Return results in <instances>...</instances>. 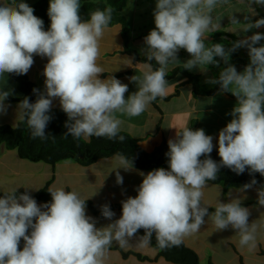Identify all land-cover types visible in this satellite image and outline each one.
Instances as JSON below:
<instances>
[{
  "label": "clouds",
  "instance_id": "1",
  "mask_svg": "<svg viewBox=\"0 0 264 264\" xmlns=\"http://www.w3.org/2000/svg\"><path fill=\"white\" fill-rule=\"evenodd\" d=\"M246 3L253 10L264 8V0ZM81 6V0H49L50 26L45 30L44 21L25 0H0V77L26 75L35 56L47 58L44 90H32L35 102L25 96L17 104L19 118L26 122L31 137L48 138L53 101L58 99L67 116L65 137L94 136L123 143L120 117L139 116L150 103L166 96L170 64L182 63L185 70L201 72L212 66L219 73L205 83L219 85L218 94L231 93L237 101L228 113L232 119L218 133L220 160L211 158L213 136L204 129L176 131L167 142L168 167L139 173L142 182L135 189L137 195L121 201L119 218L113 219L109 204L101 205V216L109 221L101 227L87 214L86 200L74 190L49 188L51 201L38 204L29 188L23 193L12 189L0 195V264H104L114 243L122 249L133 241L147 247L154 236L161 250L178 247L208 220L215 232L231 229L240 248L254 250L264 219L250 222L251 209L243 206V199L231 195L227 202L218 199L211 212L202 201L208 181L217 180L220 169L228 168L237 175L247 171L253 177L239 191L255 190L253 207L264 208V185L256 187L255 179L256 173L264 177V32L258 31L264 28V17L233 13L228 20L240 26L239 38L227 46L206 44V33L219 28L223 19L213 13L231 6V0H156L155 27L144 37L141 49L149 70L129 78L137 90L126 97L127 84L113 74L101 78V41L114 9L97 8L82 19ZM241 48L247 50L249 63L238 71L230 60ZM181 50L190 57L183 62L178 55ZM119 59L121 65L133 67V57ZM152 61L159 67L152 69ZM12 95L13 89L0 88V114L6 113L9 105L5 102ZM115 158L119 163L113 170L116 184L123 185L119 169L133 170V158L123 153ZM141 230L143 235L138 236Z\"/></svg>",
  "mask_w": 264,
  "mask_h": 264
},
{
  "label": "crops",
  "instance_id": "2",
  "mask_svg": "<svg viewBox=\"0 0 264 264\" xmlns=\"http://www.w3.org/2000/svg\"><path fill=\"white\" fill-rule=\"evenodd\" d=\"M128 5L129 0L127 7ZM141 9L142 12H144V9ZM233 13L251 17H255V14L259 13L260 17H264V8L256 7L254 10L250 9L247 7L246 0H231V6L218 8L213 15L222 16L223 19L219 28L206 33V44L220 42L222 40L221 35L227 41H234L239 38L242 34L240 32V26L231 25L228 20V17ZM123 15L125 16V13H123ZM144 15H146V13H144ZM125 17L128 22H130L131 15ZM152 29L154 28H152L150 24L144 23L139 28L140 33L134 31L133 34L132 32L131 44L140 56H143L141 55V49L145 46L144 37ZM258 31L264 32V28ZM123 33L124 29L121 24L109 27V30L105 33L101 41V58L99 63L104 69V74L101 78H106V76L113 74L122 83L128 85L129 91L125 94L127 97L137 90L136 84L131 82L129 78L133 75H140L142 72L148 71L149 67L147 63L136 62L134 59L133 67L121 65L119 58L131 57L125 51ZM216 34L219 35L216 36ZM248 34L251 35V33ZM229 36H234V39L229 38ZM213 37L216 38V41ZM224 44L226 46L229 45L226 43ZM117 46L122 47L123 51H120ZM178 55L181 62L190 58L185 50H181ZM46 63L47 58L35 56L34 64L26 74L28 79L41 91L44 90L45 77L42 73ZM230 63L235 65L238 71H242L244 66L249 63L247 50L241 48L235 51L231 56ZM223 66L221 62V67ZM118 68L119 70L116 71ZM177 68H183L182 63L170 64L167 73ZM189 72L200 76L203 85H211L205 83V81L210 77L217 76L219 68L209 66L207 72H201L198 69H193ZM0 88L13 89L14 95L10 96L12 98L21 97L19 91L11 82L9 74L0 77ZM192 92L193 88L187 85V79L184 76L180 75L174 80L168 81V88L164 98H157L156 101L150 103L146 110L139 116L131 118L126 116L120 117L122 119L121 131L128 132L133 137L141 140V147L147 152H152L163 141L174 138L176 131H180L184 127H190L192 130L202 128L205 130L206 134L213 136L215 148L219 130L225 127L232 119L228 113L231 112L237 101L224 94L194 98ZM173 96L175 97L172 98ZM167 98L171 99L167 101ZM176 101L180 102L182 106L181 110L175 109L174 105L177 103ZM5 103L9 106L5 114H0V125L16 126L18 123L22 122L19 118V110L17 109V104L19 102L6 101ZM219 106H221V109ZM52 108L61 109L58 99L53 101ZM117 167H119V163L115 157L100 160L87 167L69 161L59 162L55 165H49L44 162H32L21 159L16 150H8L4 146H0V194L10 192L15 188H18V193H23L25 188H29L31 195H35L47 186L53 189L64 188L66 191L74 190L79 193L81 190L77 186H84L88 183V186L96 188V195H92V198L96 199L95 204L94 200L90 197H82L83 195H81V197L86 201H91L94 205L98 206V208H96L100 210V206L103 204L107 203L111 207L116 204H121V201L128 196L135 197L137 195L135 189L142 182V176L139 173L143 172L147 174L145 171L136 169L127 172L123 169H119L120 174L123 176V185H117L115 171H113ZM87 173H89V180L86 179ZM75 176L79 178V180H76V183L75 181L73 184L65 181L66 177L74 178ZM214 186V190L220 194L222 193L223 196L227 195L229 192V190L226 192L223 191V188L220 190V185ZM97 193L99 194L97 195ZM208 197L209 195H204L202 203L208 206L209 209H214L216 202L211 203ZM37 203L43 204V202L38 201ZM262 209L264 210V208ZM114 213L115 216L119 217L117 211H114ZM257 215H261L259 219H264V213ZM95 219L97 220V227L106 225L109 222L106 219L97 217H95ZM252 219H258V217L253 215ZM212 229H214L212 224H205L200 232L189 236V239H186L188 238L186 237L183 242L186 246L190 247L188 243L193 241L197 242V238L210 233ZM260 231V237L257 235V247L254 250L249 251L246 248H240L238 245L233 246L234 256L229 258L226 264L230 262H234L235 264H264V256L262 255V252H264V229ZM22 244L23 242H21V247ZM150 247V245L147 247H139L138 244L133 241L129 249H122L114 243L109 249L111 256L105 258L104 264H127V262L130 261H134V264H162L163 260L157 259V251ZM129 252L140 254L143 257H147L148 260H141L136 256L125 258L123 254ZM109 259L110 263L106 262ZM209 261H212L214 264H219L216 258H210Z\"/></svg>",
  "mask_w": 264,
  "mask_h": 264
},
{
  "label": "trees",
  "instance_id": "3",
  "mask_svg": "<svg viewBox=\"0 0 264 264\" xmlns=\"http://www.w3.org/2000/svg\"><path fill=\"white\" fill-rule=\"evenodd\" d=\"M128 0H81V17L87 19L89 12L99 8L103 10L107 6H112L114 9L113 20L110 26L121 24L124 29L123 40L125 51L128 55L134 58V61L146 63L145 57L140 56L134 50L131 44V24L123 15L124 9L127 7ZM49 0H39L34 6V15L44 21L45 30L50 26V19L47 15ZM234 39V36H229ZM216 41V38L213 37ZM233 41V40H232ZM232 41L222 39L219 43L231 44ZM159 67L155 61L151 62V68ZM184 76L187 79V85L193 88L194 98L198 97H211L219 93V85H203L201 77L195 75L183 68H177L167 73L166 79L168 81L174 80L178 76ZM11 82L15 85L21 97H9L7 102H19L25 96L29 97L30 102H35L36 95L33 89L37 88L26 75L9 74ZM224 95L236 100V97L231 93H223ZM178 95V93H177ZM173 96L172 98H174ZM167 98L166 100H170ZM53 119L49 122L46 132L48 138L41 140L39 138L33 139L30 135V130L25 121L18 123L16 126L0 125V146H4L8 150H16L21 159L29 160L32 162H44L49 165H55L59 162L74 161L84 167L91 166L100 160L116 157L117 153H123L133 158L134 169L139 171L149 172L153 169L164 167L167 168V157L165 153L168 151V141H163L152 152H147L141 147V140L133 137L128 132L120 131V135L125 137L123 143L118 140H109L107 138L90 137L87 141L83 138L75 139L71 135L65 137L66 131L64 123L67 120L66 114L61 109H51ZM211 158L219 162L217 148H214L211 153ZM203 159V157H202ZM253 177L247 171L243 174L237 175L228 168H221L218 174V179L215 181H208L212 185H223L224 190L239 189L243 184L248 183ZM255 179L258 181L256 187L264 185V177L259 173L255 174ZM49 187H45L37 194L32 195L38 202H50L51 196L48 192ZM2 195V194H0ZM256 204L254 202L243 204L245 207ZM87 208L97 218L104 219L101 216L99 209L91 201H86ZM111 210L117 211L122 214V205L116 204L110 207ZM209 211H214L213 208ZM139 235H143L141 230ZM150 246L158 252L157 259H163L170 264H200L198 254L187 247L183 242L178 247H171L161 250L153 236ZM125 258L129 256H136L141 260H148L140 254L129 252L123 254ZM264 256V252H262ZM207 264H214L208 261Z\"/></svg>",
  "mask_w": 264,
  "mask_h": 264
},
{
  "label": "rangeland",
  "instance_id": "4",
  "mask_svg": "<svg viewBox=\"0 0 264 264\" xmlns=\"http://www.w3.org/2000/svg\"><path fill=\"white\" fill-rule=\"evenodd\" d=\"M37 1H39V0H25V2L28 3L31 7H33V4L36 3ZM155 3H156V0H150V1L129 0V5L126 9H124L123 13H125V16L131 15V18H130L131 26H130V28H131V31L133 32V34H134V31L136 33H140L139 28L144 23L150 24L152 28L155 27L154 17H153V10L155 8ZM141 8L144 9V12H142ZM144 13H146V15H144ZM131 35H132V33H131ZM176 102L177 103L174 105L175 109L181 110L182 106H181L180 102L179 101H176ZM219 105H221V104H219ZM219 107L221 109V106H219ZM83 139L87 141L89 138H83ZM69 162L76 163L74 161H69ZM76 164H78V163H76ZM86 179L89 180V173H87ZM76 180H79L78 176H75L74 178L66 177V179H65V181L67 183H72V184L74 181L76 183ZM77 187L80 188L81 191L79 193H80V195H83L82 197H90L92 200H94V204H95L96 199L92 198L93 194L96 195V188L95 187L88 186V183L85 184L84 186L79 185ZM214 187H215L214 185L208 183L206 188L204 189V195H209L208 200L211 203L217 202L218 199H220L222 202H227L229 195L243 199V204L251 203V202H254V203L257 202V193L255 190H249L246 193H241L239 191V189H230L229 192L227 193V195L223 196L222 193L220 194L219 192H216L214 190ZM219 188H220V190L223 188V191H225L223 185H220ZM206 190H208V191H206ZM98 194L99 193H97V195ZM254 205H256V204L250 205V207H249L251 209V216L249 218L250 222H252L254 220V219H252L253 215L260 218L261 215H257V214L264 213V210L262 208L253 207ZM96 207L98 208V206H96ZM86 212L89 216L95 218L94 215L89 211V209L87 207H86ZM117 214L120 217L121 214L118 212H117ZM119 217L114 216L113 219H117ZM208 223L212 224L210 220H208L206 224H208ZM260 233H261V231L259 230L258 234H257L258 237H260ZM138 236H139V234H138ZM186 239H189V237ZM237 239H238V237L236 236L235 232L231 229L225 230V231H220V232H215V229H212V231L210 233H207L206 235H202L201 237L197 238V242L193 241V242H190V243L187 242V243L190 245L189 248L198 254L199 259H200V264H207L210 258H213V259L216 258V260L219 264H226L229 261L228 259L232 258L234 256V251L232 248H233V246L238 245ZM193 243H195V244H193ZM150 248L153 249L152 247H150ZM126 249H129V247ZM109 256H111V252L108 251L106 257H109ZM106 262L110 263V259ZM127 264H134V261L127 262ZM162 264H170V263L163 260ZM229 264H235V263L230 262Z\"/></svg>",
  "mask_w": 264,
  "mask_h": 264
}]
</instances>
